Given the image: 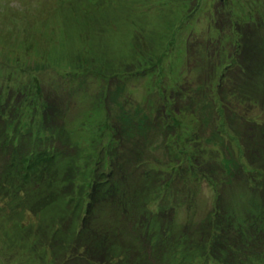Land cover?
I'll use <instances>...</instances> for the list:
<instances>
[{
  "label": "rangeland",
  "instance_id": "374dc122",
  "mask_svg": "<svg viewBox=\"0 0 264 264\" xmlns=\"http://www.w3.org/2000/svg\"><path fill=\"white\" fill-rule=\"evenodd\" d=\"M261 171L264 0H0V264H264Z\"/></svg>",
  "mask_w": 264,
  "mask_h": 264
},
{
  "label": "trees",
  "instance_id": "16d2710c",
  "mask_svg": "<svg viewBox=\"0 0 264 264\" xmlns=\"http://www.w3.org/2000/svg\"><path fill=\"white\" fill-rule=\"evenodd\" d=\"M255 49V48H254ZM258 66H261L260 65V63H259V65ZM184 93V90L182 91V93L181 94H183ZM158 95H160V96H162V93H158ZM181 97V96H180ZM179 97V98H180ZM163 102H164V104L166 105V106H168L167 108L166 107H164V109H165V111H164V114H166L167 113V111L169 110V107H173V106H171L164 98H163ZM9 104H10V101H7V102H5L4 103V107L2 108V109H8L9 108ZM10 110H11V118H16V120H15V124H13V127L16 129L17 127H20V128H25L26 127V123H28L27 122V120H18V118L21 116L20 115V113H21V109H19L18 110V112H16V110H17V107H13L12 106V104H11V106H10ZM6 118H8V117H6ZM20 118H22V116L20 117ZM9 119V118H8ZM253 124V123H252ZM256 125H257V123H256ZM7 125L5 124V123H3V128H4V131H6L7 130ZM13 130L14 132L16 131V130ZM8 131V130H7ZM13 131H11V133L13 132ZM25 132V129L23 130V131H19V133H24ZM236 142L238 143V140H236ZM19 144L17 145V146H14L13 148H11V150H10V152L13 154V157H15V159H10L9 161H11V163H10V165H9V167L7 168V171H8V176H11V177H14V178H17V176H19V175H17V173H19L21 170H22V168H20V167H18V165H15L14 166V162H18V163H20L22 160H23V158L24 157H26V156H29V155H31V156H35L36 155V157H34V159H36V158H39L40 157V160H39V162L38 163H40V164H37L36 165V169H34V171H35V174L37 175V177H39V175L41 174L42 175V173L46 170V169H50V171H51V169H52V167L53 166H51V162L54 160V157L55 156H49V157H44V156H42V153H40L39 151V154H37L36 152H34V150H32V151H26V148L24 147V144H23V142H21V141H19L18 142ZM239 144V143H238ZM55 146V145H54ZM240 146H241V144H240ZM36 151V150H35ZM50 154V153H49ZM12 157V158H13ZM255 157H256V155H255ZM8 161V162H9ZM6 165V163L5 162H3V165L1 166V167H4ZM247 168V167H246ZM110 169H112V162H109V168H108V170H110ZM256 168L254 167V168H251L250 167V171H252V170H255ZM261 169V168H260ZM249 169L247 168V171H248ZM108 171H104L103 173H107ZM259 173H261L263 176V178H264V171H261V172H259ZM108 174V173H107ZM106 174V175H107ZM36 176H35V178H37ZM102 183H103V181H102ZM15 184V183H14ZM95 185V184H94ZM11 186V185H10ZM94 190V189H93ZM95 192H97L98 193V191H93V193L91 194V196H94V194H95ZM36 204H38V203H35L34 205H36ZM90 206H91V202L89 203V204H87V206H86V209L85 210H89V208H90ZM32 210V209H31ZM32 212L34 213V211L32 210ZM253 219V218H252ZM251 225H256V223H254V222H252L251 223ZM216 226V224H214L213 226H211V228H209V230H208V233H209V236H211L210 237V239H212L214 236H220V237H223L222 236V229H218L217 227H215ZM224 238V237H223ZM236 241L238 242V243H241V245H242V243H244V244H248V243H246V242H241L242 241V238H241V236H239L236 240H234V244L236 243ZM230 249L232 248L233 250L235 249V247L232 245V244H230V246H228ZM250 248V247H249ZM208 251H210V250H208ZM207 251V252H208ZM206 252V253H207ZM94 253H100V256L99 257H96V258H101V257H103V256H101V255H103V252H94ZM205 255V254H204ZM203 255V257L205 258V260H207L208 261V263H210L211 261H212V263L213 264H226V263H224L222 260H219L218 258H217V256L215 255V253H213L212 252V254H211V257H209V256H204ZM96 256V255H95ZM93 263H96V262H93ZM211 263V264H212ZM252 263H253V260H252ZM258 262H255V264H257ZM102 264H108V263H102Z\"/></svg>",
  "mask_w": 264,
  "mask_h": 264
}]
</instances>
